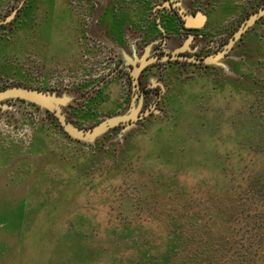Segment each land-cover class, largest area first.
Segmentation results:
<instances>
[{
  "label": "rangeland",
  "instance_id": "1",
  "mask_svg": "<svg viewBox=\"0 0 264 264\" xmlns=\"http://www.w3.org/2000/svg\"><path fill=\"white\" fill-rule=\"evenodd\" d=\"M95 54L49 74L21 66L0 90L90 94L109 74ZM175 83L151 117L93 141L29 102L2 103L0 264H264V18L218 65ZM82 102L63 113L90 129L100 119Z\"/></svg>",
  "mask_w": 264,
  "mask_h": 264
},
{
  "label": "flooded vegetation",
  "instance_id": "2",
  "mask_svg": "<svg viewBox=\"0 0 264 264\" xmlns=\"http://www.w3.org/2000/svg\"><path fill=\"white\" fill-rule=\"evenodd\" d=\"M21 1L22 0L17 1V4L13 6L10 14L5 17H0V20L10 17L9 22L0 25V30L7 35H4L5 40L12 39V30L15 28V23L18 20L20 12L26 5V0L22 1V3ZM70 1L72 5L90 3V5H87L86 7L87 16L84 20V29L79 37V42L83 43L85 47L87 49L89 48L94 54L98 52L106 58L103 62V67H107V69L102 72H107L109 74L104 78H101L102 80L98 85L105 81L109 75L117 72L116 76L111 80H117L118 82L120 94L122 96L120 105H129L130 102L141 103V113L150 110L152 106L155 108L159 107L160 102H162L166 94H168L172 87H174V84H176L175 82L178 80L179 73L184 68L198 69L201 67H209L193 62H187L185 60L165 59L166 57L170 58L176 53V56L195 57L200 59L209 56L211 50L215 53L221 51L223 46L228 42L245 19H247L252 13L257 12L261 7H264V0H242L235 17H232L231 21L226 20L219 23L222 15V12H220V5H222L221 0H153L152 4H149L144 17L146 26L137 27L136 29L138 32H133L129 28V30L123 35V38L126 41H132V45L136 50L131 59V64L125 68V66L122 65V61L112 49L94 39L90 33L91 19L89 14L92 7L96 5V1ZM20 3L21 5H19ZM248 9H252V11L246 13V10ZM199 18H203V20L199 21ZM263 18L264 16L257 20L255 24L242 35L237 41L235 47L243 43L246 35L250 30L259 25ZM238 19H241L242 21L239 22L240 24L237 28H234L235 30L228 38V25H237L236 21ZM188 23L198 25V27H187L186 25ZM170 26H172L170 29L171 31L168 30ZM147 29L151 30L152 33L150 31L148 32ZM151 35L153 37L150 38ZM188 41L189 44L186 46ZM181 49L186 51L178 52V50ZM144 58L148 61L152 60V62L142 70L138 77L136 88L134 89L131 72L140 65V62ZM121 90L123 91L122 93ZM90 94L85 93L81 96L80 101L85 103V108L89 104L92 96ZM81 111V113H84L83 109ZM152 114L153 112L144 117V119L151 117ZM50 116L52 119L56 120L53 115L50 114ZM100 122L101 120L97 121L95 125ZM117 128L118 127L112 130Z\"/></svg>",
  "mask_w": 264,
  "mask_h": 264
},
{
  "label": "crops",
  "instance_id": "3",
  "mask_svg": "<svg viewBox=\"0 0 264 264\" xmlns=\"http://www.w3.org/2000/svg\"><path fill=\"white\" fill-rule=\"evenodd\" d=\"M26 1L12 30V39L0 37V75L15 77L19 74L22 77L24 72L21 66L39 69L44 74L69 70L86 49L79 42V37L85 24L84 7L90 3L72 5L70 0ZM94 1L96 5L89 14L93 20L90 33L94 39L112 49L127 68L136 50L132 41H126L123 35L129 28L138 32L137 27L146 26L144 17L153 0ZM3 2L0 0V6ZM221 2L219 23L237 13L242 0ZM147 31L151 32L149 29ZM112 80L92 94L85 114L101 119L116 115L127 107L120 105V88L117 80Z\"/></svg>",
  "mask_w": 264,
  "mask_h": 264
},
{
  "label": "water",
  "instance_id": "4",
  "mask_svg": "<svg viewBox=\"0 0 264 264\" xmlns=\"http://www.w3.org/2000/svg\"><path fill=\"white\" fill-rule=\"evenodd\" d=\"M24 1V0H22ZM21 1V3H22ZM21 3L19 5H21ZM264 16V7H261L257 12L252 13L245 21L238 27V29L234 32L232 37L228 40V42L223 46L222 50L209 56H205L203 58L197 59L195 57H182L176 56V53L173 54L172 57L165 59L170 60H185L187 62H193L197 64H201L202 66H214L218 65L221 60H224L226 56L232 51L235 47L237 41L242 37L244 33H246L257 20ZM203 18H199V21H202ZM10 21V17L0 20L1 24H6ZM93 23V20H90V25ZM187 27H198V25H193L188 23ZM189 41L186 43L188 46ZM186 50L181 49L178 52H184ZM177 52V53H178ZM152 62V60L142 59L140 65L136 67L132 72V84L134 89L136 88L138 77L141 74L142 70ZM117 72L109 75L105 81L101 82L100 85L96 86L95 90L92 91L91 95L94 94L103 84L111 80L116 76ZM10 99H19L29 102L41 109L45 112L53 115L62 131L71 139L77 141H93L97 137L111 131L116 127H130L132 124L139 120H143L144 117L148 116L151 112H156L155 107L152 106L150 110H147L145 113H141V103L130 102L128 107L124 108V110L120 111L118 114L101 118V122L96 124L90 129H79L75 125L71 123L69 118L63 113L64 107L69 104H76L81 100V96H77L74 98L70 94L62 95L61 97H57L55 94H50L48 92L38 91L35 89L22 87V86H13L8 87L3 90H0V107H2V103L6 100ZM140 113V114H139Z\"/></svg>",
  "mask_w": 264,
  "mask_h": 264
}]
</instances>
